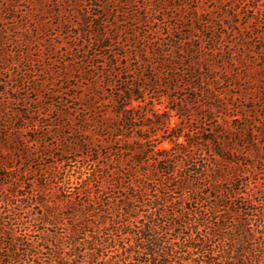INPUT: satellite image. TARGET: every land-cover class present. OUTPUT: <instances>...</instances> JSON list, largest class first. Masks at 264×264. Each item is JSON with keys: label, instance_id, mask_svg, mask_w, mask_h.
I'll list each match as a JSON object with an SVG mask.
<instances>
[{"label": "trees", "instance_id": "16d2710c", "mask_svg": "<svg viewBox=\"0 0 264 264\" xmlns=\"http://www.w3.org/2000/svg\"><path fill=\"white\" fill-rule=\"evenodd\" d=\"M74 2L79 7V0ZM162 3L158 0L154 11ZM91 25H82L85 39L76 62L80 76L87 78L74 87L82 93L71 97L86 104L83 110L67 107L82 120L75 129L82 137L69 143L82 154L76 156L84 160L78 169L64 164L61 155L57 159L40 151L54 149L53 143L38 136L31 121L13 130L12 64L2 61L6 53L0 34V264H264V188L252 191L257 184L252 177L258 173L252 163H264V127L256 130L254 108L236 115L229 104L237 98L255 102L258 91L252 86L257 82L259 93L264 90L263 76L252 77L255 72L247 68L242 74L243 62L216 60L217 38L211 49L202 40L175 39L141 60L151 68L147 87L135 81L118 87L114 65L89 66L88 61L106 56L92 52L96 42L101 50L112 49L108 22L94 34ZM26 40L19 38L17 45H29ZM121 66L127 75L147 71L142 64L134 72ZM61 74L69 78L68 69ZM243 82L248 86L243 88ZM178 84L185 92L179 99L169 95ZM106 88L114 90L107 99ZM148 93L159 118L140 125L147 120L141 109ZM163 98L176 107L164 106L161 113L156 107L163 106ZM198 111L210 130L186 134L170 126L174 117L181 119L179 125L194 117L201 122ZM159 126L172 137H159ZM167 140L170 149L158 148ZM22 150L34 152L37 169L16 166L23 160ZM45 158L53 162L44 165Z\"/></svg>", "mask_w": 264, "mask_h": 264}, {"label": "rangeland", "instance_id": "374dc122", "mask_svg": "<svg viewBox=\"0 0 264 264\" xmlns=\"http://www.w3.org/2000/svg\"><path fill=\"white\" fill-rule=\"evenodd\" d=\"M74 1L0 0V34L2 33L5 42L6 53L2 61L11 63L13 72V91L9 90L13 97V130L23 124L22 121H31L32 124L37 125L39 132L36 134L44 135L47 142L53 143L54 149H40V151L47 155L53 154L57 159L63 156V163L66 164L68 161L74 169L81 167L84 160L76 157L82 154L69 143L79 136L82 137L75 131L82 125V120L67 107H78L83 110V105L86 104L84 100L79 101L71 97L82 93L74 87L84 85V78H87L80 76L76 66L79 57L77 49L85 39L81 36L82 25L87 21L92 24L90 28L93 34L98 32L99 24L108 22L107 31L112 40L109 42L107 40V45H112V49L101 50L96 42L97 38L93 37V42L96 43L92 46V52L106 56L104 60L88 61V63L90 62L89 66H96L101 62L108 63V66L114 65L112 72L118 87L124 81H129L130 85L135 81L141 87H147L146 78L151 76L149 72L151 68L145 66L141 60L150 59L154 47H159V44L172 45L175 39L197 44L202 40L203 47L211 49L214 46L212 39L217 38L219 52L215 53L216 60L220 59L221 62L222 59L233 60V64L243 62L242 74H247L245 71L247 68L255 72L252 77L264 78V70H262L264 68V0H165V3L157 8V12L154 9L158 7V0H79L77 8H74ZM70 22L74 25H70ZM75 25H78V30ZM22 37L29 39L30 44L17 45L18 39ZM114 38L118 39V44L113 42ZM115 55L127 58L119 60L118 57L114 58ZM117 63L119 66L116 65ZM141 64L142 68L147 70L144 74L141 72L140 75L134 76L121 73L123 71L121 65H128L134 72ZM85 68L86 71L94 72L92 68ZM66 69L69 70V78L61 74L62 71L65 73ZM132 77L135 79L133 80ZM241 85L243 88L248 86L244 82ZM0 87L4 88V86ZM252 87L254 91H258L255 94V102L237 98V100L230 99L229 104L234 106L236 115L244 114L243 111L247 108H254L251 114L253 122L256 130L262 131L264 90L259 93L257 82H254ZM182 89V84H178L175 91L169 95L177 99L182 98L185 93ZM160 91L168 97L167 91L165 92L164 89ZM235 92L240 94L238 90H234ZM113 93L114 90L108 88L104 91L106 99ZM190 94L192 95L191 92ZM150 96L151 93H148L141 109L143 114L148 113L147 120L142 121L140 125H152L157 121L158 114L152 110ZM161 101L163 106L156 107V109L161 108V113L165 111L164 106L176 107V104L167 98ZM134 104L138 105L137 102ZM107 111L111 113L110 110ZM198 113L201 115L200 111ZM97 114L100 115L99 111ZM201 116V122L194 117L191 119L194 120L193 122H184L182 125H179L181 119L174 117L170 126L173 130H184L186 134L188 130L195 132L202 127L210 130L205 114ZM158 129L159 137L171 138L173 135L164 127L159 126ZM28 133L29 136H33L32 130ZM209 135L210 132L202 134V138ZM179 142L183 143L184 139L180 138ZM171 147L172 143L167 140L158 148ZM65 151L68 154H65ZM22 153L23 160L17 161L16 166L24 168L26 165L31 166L33 170L37 169L39 160L34 156V152L22 150ZM252 154L255 155L254 152ZM60 155L61 157H58ZM13 157L17 159L19 153L15 155L13 153ZM52 162V158H45L44 165ZM252 164L258 172L252 177V180L257 181L254 182L257 184L252 191L260 193L264 188V163L255 159Z\"/></svg>", "mask_w": 264, "mask_h": 264}]
</instances>
